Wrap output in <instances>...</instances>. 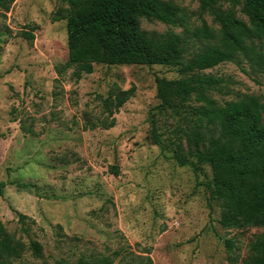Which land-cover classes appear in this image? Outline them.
<instances>
[{
    "label": "rangeland",
    "instance_id": "obj_1",
    "mask_svg": "<svg viewBox=\"0 0 264 264\" xmlns=\"http://www.w3.org/2000/svg\"><path fill=\"white\" fill-rule=\"evenodd\" d=\"M174 1L198 22L197 1ZM58 2L14 0L0 16V221L25 243L38 240L44 252L40 260L26 250L12 264H75L82 254L112 255L120 247L148 255L152 264H241L264 226L223 228L206 188L209 166L174 159L171 140L195 106L156 108L154 78H176V68L97 63L79 79L71 67L58 73L67 61L66 21L51 20ZM141 28L161 34L173 27L142 19ZM204 72L223 79L210 92L218 102L243 93L264 97V76L233 62ZM130 87L114 124L101 126L111 118L102 98ZM113 264L124 263L115 257Z\"/></svg>",
    "mask_w": 264,
    "mask_h": 264
},
{
    "label": "trees",
    "instance_id": "obj_2",
    "mask_svg": "<svg viewBox=\"0 0 264 264\" xmlns=\"http://www.w3.org/2000/svg\"><path fill=\"white\" fill-rule=\"evenodd\" d=\"M195 1L198 22L194 24L193 13L174 0H59L51 20L66 21L67 61L58 73L71 67L72 75L79 79L83 73H91L97 63L175 67L178 77L154 78L156 108L195 106V116L186 118L184 127L177 129V140H171L174 159L194 169L199 164L209 166L211 178L206 188L209 199L219 208L218 222L223 228L261 227L264 97L243 93L218 102L210 92L218 89L223 79L204 70L227 61L248 74L264 76V0ZM13 2L0 0V16H5ZM204 15L211 18L210 23ZM142 19L181 30L169 28L161 34H148L141 28ZM22 34L29 40L34 38L31 31ZM133 91V87L111 90L102 98V107L111 118L100 120L101 126L114 124L113 114ZM151 125L153 141L160 144L153 120ZM111 170L118 173L116 165ZM3 185L0 181V193ZM18 216L23 221V215ZM22 230L27 232L26 227ZM224 243L231 251L232 239ZM26 250L35 259L44 258L38 240L28 238L25 243L0 221V264H12ZM115 257L124 264H152L148 255H134L124 247L112 255L82 254L75 264H113ZM241 264H264V231L249 242V255Z\"/></svg>",
    "mask_w": 264,
    "mask_h": 264
}]
</instances>
